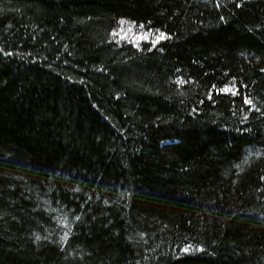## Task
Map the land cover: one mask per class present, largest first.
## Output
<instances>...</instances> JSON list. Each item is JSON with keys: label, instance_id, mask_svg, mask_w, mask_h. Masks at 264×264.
Wrapping results in <instances>:
<instances>
[{"label": "trees", "instance_id": "16d2710c", "mask_svg": "<svg viewBox=\"0 0 264 264\" xmlns=\"http://www.w3.org/2000/svg\"><path fill=\"white\" fill-rule=\"evenodd\" d=\"M0 264H264V0H0Z\"/></svg>", "mask_w": 264, "mask_h": 264}, {"label": "snow or ice", "instance_id": "6c2138e0", "mask_svg": "<svg viewBox=\"0 0 264 264\" xmlns=\"http://www.w3.org/2000/svg\"><path fill=\"white\" fill-rule=\"evenodd\" d=\"M164 37H163V35L161 34V36L159 37V39H163Z\"/></svg>", "mask_w": 264, "mask_h": 264}]
</instances>
